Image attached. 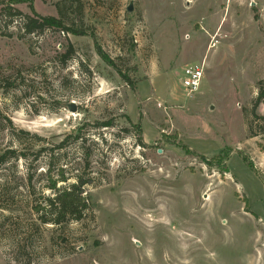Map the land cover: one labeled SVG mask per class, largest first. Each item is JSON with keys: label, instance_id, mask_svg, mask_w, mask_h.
I'll list each match as a JSON object with an SVG mask.
<instances>
[{"label": "rangeland", "instance_id": "1", "mask_svg": "<svg viewBox=\"0 0 264 264\" xmlns=\"http://www.w3.org/2000/svg\"><path fill=\"white\" fill-rule=\"evenodd\" d=\"M9 1L0 0V152L26 157L0 168V264H264V103L253 108L264 0L15 7L59 17L60 5L67 23L82 16L86 36L25 35L3 16ZM195 63L205 76L188 95L180 81ZM49 177L57 189L88 181L80 221L37 219L33 206L55 196Z\"/></svg>", "mask_w": 264, "mask_h": 264}, {"label": "trees", "instance_id": "2", "mask_svg": "<svg viewBox=\"0 0 264 264\" xmlns=\"http://www.w3.org/2000/svg\"><path fill=\"white\" fill-rule=\"evenodd\" d=\"M78 0H70V2H77ZM2 2H0V5ZM22 4H28L31 10H33L32 0H10L5 8H3L4 17H8L13 22L20 21L21 24V31L25 35H34V34H42L47 30H55L58 32H61L66 35H74V36H86L87 32L84 30V28L81 25L82 16L79 14V16H76V20L78 21V24H69L66 22L64 18V11L63 8H60V5H58V14L59 17H44L34 14V16H24L18 9H16V6L22 5ZM62 5V4H61ZM35 13L34 11H32ZM97 54L99 57L103 60L104 63H106L108 66L114 67L116 69V65L114 62L102 51L101 47L96 46ZM75 52L71 45L66 47V52L59 57V62L62 65L67 64L70 60H72ZM119 73L121 79L125 83H129L130 81L128 78L122 74L120 70H117ZM131 84V83H130ZM128 84V85H130ZM131 87L134 88V86L131 84ZM259 87V93L256 98L255 104L253 108H256L260 104L264 103V80H261L258 83ZM264 124V117L261 118ZM111 122H106L102 124H98V126L103 127H109L111 126ZM264 127V126H263ZM140 129V127H137ZM77 135L75 136V141L84 142V136L81 134V130L77 131ZM251 137H253V133H251ZM64 143L60 146H58V149L64 147ZM87 154L84 156V158L87 160L89 158V152H86ZM40 154V153H39ZM20 157L25 158L26 155L20 152L16 148H7L6 150H1L0 152V168L3 165H6L7 163L11 161H17ZM221 159L220 156H217L213 159ZM244 160L247 162V165L251 168V163L244 158ZM213 161H208L209 165H212ZM48 171L51 173L52 171V165L50 164V168ZM50 173L48 175L50 176ZM31 178V177H30ZM64 178L61 176L59 180ZM57 181L53 180V178L49 177V185L47 186L49 189L54 191V197H47L44 198V202L47 206H43V203H37L35 206H33V210L38 215V220L43 224L52 223L55 225H62L66 224L69 219L80 221L83 218V215L86 210H88V198L85 197L83 187L88 185V181L83 179V177L79 178L77 181V184H73L70 188L66 189H57L56 187ZM43 199V196H42ZM48 209V216L44 215L45 209ZM0 209H4L3 206H0ZM47 213V211H46Z\"/></svg>", "mask_w": 264, "mask_h": 264}, {"label": "built area", "instance_id": "3", "mask_svg": "<svg viewBox=\"0 0 264 264\" xmlns=\"http://www.w3.org/2000/svg\"><path fill=\"white\" fill-rule=\"evenodd\" d=\"M205 76V64L195 63L183 69V77L180 81L182 88L188 95L198 92Z\"/></svg>", "mask_w": 264, "mask_h": 264}, {"label": "water", "instance_id": "4", "mask_svg": "<svg viewBox=\"0 0 264 264\" xmlns=\"http://www.w3.org/2000/svg\"><path fill=\"white\" fill-rule=\"evenodd\" d=\"M128 11L131 12L132 11V7H129ZM66 107L69 109V111H71L73 113L76 112V110H77V107L75 106V103H70V104L66 105Z\"/></svg>", "mask_w": 264, "mask_h": 264}]
</instances>
